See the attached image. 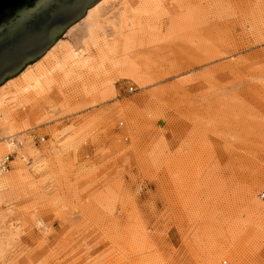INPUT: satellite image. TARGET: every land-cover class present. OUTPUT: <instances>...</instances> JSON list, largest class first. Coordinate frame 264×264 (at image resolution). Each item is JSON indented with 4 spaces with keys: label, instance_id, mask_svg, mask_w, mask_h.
Segmentation results:
<instances>
[{
    "label": "rangeland",
    "instance_id": "1",
    "mask_svg": "<svg viewBox=\"0 0 264 264\" xmlns=\"http://www.w3.org/2000/svg\"><path fill=\"white\" fill-rule=\"evenodd\" d=\"M95 14L0 86V264H264V0Z\"/></svg>",
    "mask_w": 264,
    "mask_h": 264
},
{
    "label": "water",
    "instance_id": "2",
    "mask_svg": "<svg viewBox=\"0 0 264 264\" xmlns=\"http://www.w3.org/2000/svg\"><path fill=\"white\" fill-rule=\"evenodd\" d=\"M98 0H0V84L39 58Z\"/></svg>",
    "mask_w": 264,
    "mask_h": 264
},
{
    "label": "bare ground",
    "instance_id": "3",
    "mask_svg": "<svg viewBox=\"0 0 264 264\" xmlns=\"http://www.w3.org/2000/svg\"><path fill=\"white\" fill-rule=\"evenodd\" d=\"M104 0H98L94 5H92V6H90L87 10H86V12H85V14H86V16H85V14L82 16V17H88L89 15H90V13H92L93 15H95V16H91V17H97L96 16V14H95V8L100 4V3H102ZM81 17V18H82ZM81 18H79L78 20H80ZM77 20V21H78ZM76 21V22H77ZM98 21V20H97ZM75 23V22H74ZM73 23V24H74ZM94 25V24H93ZM71 26V25H70ZM69 26V27H70ZM91 26V25H90ZM63 34V33H62ZM98 34H96L95 33V31L92 29L91 30V38H94V39H98V37L99 36H97ZM57 40V39H56ZM55 40V41H56ZM97 42V41H96ZM54 44V43H53ZM52 44V45H53ZM56 44V43H55ZM55 44L50 48H48L41 56H40V59H36V60H34L33 62V64H36L37 62H39L38 60H42V58H44L48 53H49V51L52 49V48H54L55 47ZM117 44L115 43V42H112V43H109L108 44V42L105 40V38L104 37H102L101 39H100V41H98V45H97V48H96V60H98V62H100L99 64H102L103 63V57H105V54L106 53H108V51H109V49L111 48V47H115ZM80 53V52H79ZM79 53H77V52H75L73 49H72V47H69V46H64V52H63V54L61 55L62 56V61L64 62V63H66V64H68V65H70V68H71V66L73 65H77L78 67H80V66H83L84 67V65H86V63H87V60H85L86 58H84L82 55H80ZM60 57V56H59ZM32 62H30V63H28L27 65H29V64H31ZM109 64V63H108ZM26 65V66H27ZM51 65V64H50ZM49 65V66H50ZM54 65V64H53ZM25 66V67H26ZM31 66V65H30ZM24 67V68H25ZM47 68H48V66H46ZM77 67V68H78ZM24 68H22V70L24 69ZM75 68V67H74ZM42 69V67H41V65H40V68H39V66H38V68H36V70L34 69V71H30L29 73H27V74H25L24 73V70L22 71V70H20L16 75H14V76H12V77H15V78H18V77H20L21 78V76H22V74L24 73V75L22 76V78H24L25 79V81H24V83L22 82V84H20V86H18V87H20V90H22V91H27L28 90V88L29 87H36V86H42V85H45V84H47V82L49 81L48 79H47V75L49 76V74L48 73H51V69H50V67H49V70L48 69H44V67H43V69L44 70H41ZM22 71V72H21ZM54 72V71H53ZM51 75V74H50ZM53 76V75H52ZM9 78H11V77H9ZM50 78H51V76H50ZM14 79V78H13ZM13 79H10V80H13ZM52 79V78H51ZM50 79V80H51ZM7 80V79H6ZM5 80V81H6ZM4 81V83L2 84L1 83V87L4 85V84H6L8 81H6L5 82ZM51 82V81H50ZM34 92V91H33ZM3 96V95H2ZM1 95H0V112H5L4 110H1V108H2V104H3V102H4V100H5V98L4 97H2ZM7 112V111H6ZM7 119H8V115L7 114H4V118H2V122L3 123H5L6 121H7ZM16 141H13V139H8V145H9V147H11V148H13V149H16V148H18V147H22V145H23V140H21V139H15ZM8 145H6V147L8 146ZM5 156H7V155H4V156H2V157H0V162H1V160H3L4 159V157ZM23 159H24V156L22 155L21 156ZM10 166H11V163H10V161H9V167L6 169V168H0V174L1 173H3V172H6V171H8V169L10 168ZM19 173V172H18ZM9 177V175L8 176H6V177H3L2 179H1V181H4V180H7V179H9L8 178ZM2 183V182H1Z\"/></svg>",
    "mask_w": 264,
    "mask_h": 264
},
{
    "label": "built area",
    "instance_id": "4",
    "mask_svg": "<svg viewBox=\"0 0 264 264\" xmlns=\"http://www.w3.org/2000/svg\"><path fill=\"white\" fill-rule=\"evenodd\" d=\"M13 141H16L15 139H13ZM9 161H10V155H7L4 157L3 160H1L0 162V168H8L9 167Z\"/></svg>",
    "mask_w": 264,
    "mask_h": 264
}]
</instances>
